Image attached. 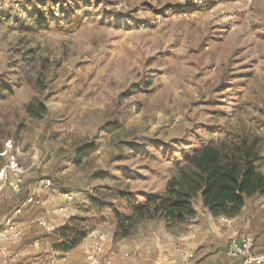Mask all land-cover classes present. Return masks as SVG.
Returning a JSON list of instances; mask_svg holds the SVG:
<instances>
[{
    "label": "rangeland",
    "instance_id": "1",
    "mask_svg": "<svg viewBox=\"0 0 264 264\" xmlns=\"http://www.w3.org/2000/svg\"><path fill=\"white\" fill-rule=\"evenodd\" d=\"M56 1L0 8V148L13 138L35 149V163L23 159L26 177L43 201L41 181L53 180L55 209L63 192L74 194L77 211L53 236L65 226L85 237L117 231L134 205L165 191L193 148L228 133L258 138L264 168V0L197 9L183 0H59V17ZM162 225L141 221L127 237Z\"/></svg>",
    "mask_w": 264,
    "mask_h": 264
},
{
    "label": "crops",
    "instance_id": "2",
    "mask_svg": "<svg viewBox=\"0 0 264 264\" xmlns=\"http://www.w3.org/2000/svg\"><path fill=\"white\" fill-rule=\"evenodd\" d=\"M260 170L264 174V168ZM24 189H28L27 196L37 194L36 191L40 190L31 186L26 176ZM6 192L7 189L2 194L4 198L0 206L3 216L11 214L16 205L21 203L19 196L22 192L16 200L7 199ZM164 193L165 191L160 195ZM51 196L53 195H49L42 204L33 206L28 214L17 216L23 234L20 239L9 244L6 254H0V264H87L86 253L91 249L93 239L90 233L70 251L65 252L55 247L60 239L57 234L52 235L53 231L66 225L68 218L74 216L77 209L69 207L63 197L61 205L55 209ZM196 208L199 214L189 222V230L184 234L177 235L175 229H168L163 221L159 233L142 234L133 238L116 237L115 230L111 234L100 229L94 230L107 236L106 256L111 259L112 264H241L239 259L226 255L229 238L235 233L252 234L255 252L264 253V244L259 240L264 234V193L249 199L241 213L230 218L229 222H222L220 216H213L202 207L200 201L196 203ZM53 213L58 218H54ZM40 220H45L54 230H46L40 225ZM190 233H194L195 237L183 240L182 237ZM186 249L194 251V258L188 263L182 261L180 254Z\"/></svg>",
    "mask_w": 264,
    "mask_h": 264
},
{
    "label": "trees",
    "instance_id": "3",
    "mask_svg": "<svg viewBox=\"0 0 264 264\" xmlns=\"http://www.w3.org/2000/svg\"><path fill=\"white\" fill-rule=\"evenodd\" d=\"M27 109L35 115L47 112L44 103L41 111L33 104H28ZM91 147L85 145L79 151L85 155ZM261 158L260 140L242 131L193 148L168 180L163 195H151L134 205L125 224L119 218L115 236H127L130 228L144 220L159 219L168 229L184 226L198 216V201L213 216L235 217L249 199L264 193V174L258 166ZM57 232L61 242L55 247L65 252L74 249L86 236L84 231H74L69 226Z\"/></svg>",
    "mask_w": 264,
    "mask_h": 264
},
{
    "label": "built area",
    "instance_id": "4",
    "mask_svg": "<svg viewBox=\"0 0 264 264\" xmlns=\"http://www.w3.org/2000/svg\"><path fill=\"white\" fill-rule=\"evenodd\" d=\"M213 1L183 0L179 6L197 9ZM20 3L21 1H15L12 5L17 6ZM9 5L7 0H0V8H5ZM51 9L57 17L66 15L63 10V4L59 0L52 4ZM34 152V148H30L27 152L23 151L13 138H7L3 141L0 148V158L3 160V164L0 166V206L4 198L2 194L6 189V198L10 200H16L17 196L22 192L27 171V168L23 164V159L31 155L33 163H35L37 156L34 155ZM41 186L49 195L58 193L53 180L49 177L43 178ZM61 195L67 202H72L75 198L71 191H65ZM42 202L43 200L37 194H31L23 202L17 204L11 214L3 216L0 212V254H6L9 244L20 239L23 234L16 220L17 216L22 214L26 207L40 205ZM220 220L222 222H229L230 218L220 216ZM39 223L48 231L54 230L45 220H40ZM90 234L93 235V239L91 241V249L86 253L87 264H112L111 259L106 256L107 236L99 230H92ZM194 237L195 234L190 233L184 235L182 238L183 240H189ZM180 254L182 261L185 263L194 258V251L192 249L181 251ZM226 255L233 259H239L241 264H264V253L255 252V239L250 233L233 234L226 246Z\"/></svg>",
    "mask_w": 264,
    "mask_h": 264
}]
</instances>
